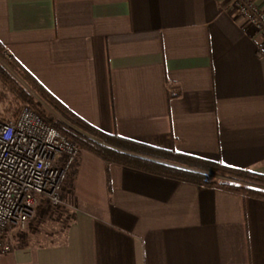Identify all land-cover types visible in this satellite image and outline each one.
I'll return each mask as SVG.
<instances>
[{
    "label": "crops",
    "instance_id": "1",
    "mask_svg": "<svg viewBox=\"0 0 264 264\" xmlns=\"http://www.w3.org/2000/svg\"><path fill=\"white\" fill-rule=\"evenodd\" d=\"M0 45L106 134L264 175V40L228 0H0ZM63 197L0 264H264L263 199L85 149Z\"/></svg>",
    "mask_w": 264,
    "mask_h": 264
},
{
    "label": "built area",
    "instance_id": "2",
    "mask_svg": "<svg viewBox=\"0 0 264 264\" xmlns=\"http://www.w3.org/2000/svg\"><path fill=\"white\" fill-rule=\"evenodd\" d=\"M264 40V8L254 0H228ZM80 148L40 111L23 104L12 119L0 118V254L12 251L13 228H24L39 199L65 205L62 188Z\"/></svg>",
    "mask_w": 264,
    "mask_h": 264
},
{
    "label": "trees",
    "instance_id": "3",
    "mask_svg": "<svg viewBox=\"0 0 264 264\" xmlns=\"http://www.w3.org/2000/svg\"><path fill=\"white\" fill-rule=\"evenodd\" d=\"M1 53L0 45V55ZM6 63L34 93L40 96L61 117V119L51 121L53 126L60 133L74 140L80 149L89 151L106 163L119 164L190 183L216 186L243 196L264 200V175L251 170L231 168L217 161L158 149L127 138L106 134L77 116L53 97L18 63L11 59H7ZM0 85V105L5 112L10 114L9 117L0 115V118H14L23 104H30L38 110L30 92L1 64ZM150 158L187 166L194 170L169 165ZM210 175H217L230 181L211 180Z\"/></svg>",
    "mask_w": 264,
    "mask_h": 264
},
{
    "label": "rangeland",
    "instance_id": "4",
    "mask_svg": "<svg viewBox=\"0 0 264 264\" xmlns=\"http://www.w3.org/2000/svg\"><path fill=\"white\" fill-rule=\"evenodd\" d=\"M6 56L0 55V64L4 66L15 78L19 81V83L24 86L32 95L36 105L38 106V111H40L46 118L53 120L61 119V117L52 110L36 93H34L30 87L7 65ZM1 89V85H0ZM0 115L1 117H9L10 114L3 110L2 105H0ZM70 126V125H69ZM69 179V176H68ZM211 180L218 181H230L226 178H222L219 176H210ZM68 180L64 183L63 188L65 187ZM240 183V182H239ZM243 184V182H241ZM63 188H62V198L63 197ZM67 207L65 205L61 206H52L45 199H39L35 208L33 217L27 222L24 228H13L11 231V235L14 241V244H27L28 242L33 245H39L48 243L51 238L47 234L61 232L66 224V222L70 219L68 212L66 211ZM39 228V229H38ZM43 231V232H41ZM40 241V242H39Z\"/></svg>",
    "mask_w": 264,
    "mask_h": 264
}]
</instances>
